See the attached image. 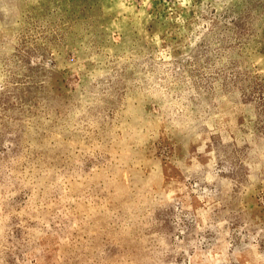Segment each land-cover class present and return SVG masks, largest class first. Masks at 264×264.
<instances>
[{"label": "rangeland", "instance_id": "374dc122", "mask_svg": "<svg viewBox=\"0 0 264 264\" xmlns=\"http://www.w3.org/2000/svg\"><path fill=\"white\" fill-rule=\"evenodd\" d=\"M0 264H264V0H0Z\"/></svg>", "mask_w": 264, "mask_h": 264}]
</instances>
